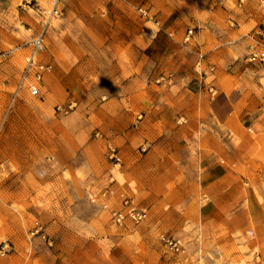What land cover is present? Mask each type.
Returning <instances> with one entry per match:
<instances>
[{
  "label": "rangeland",
  "instance_id": "1",
  "mask_svg": "<svg viewBox=\"0 0 264 264\" xmlns=\"http://www.w3.org/2000/svg\"><path fill=\"white\" fill-rule=\"evenodd\" d=\"M114 2L0 0V264H117L121 247L125 264H264V63L249 60L264 41L243 40L250 0ZM175 21L178 43L164 31ZM200 29L228 37L230 60L221 50L197 78L178 63ZM239 62L238 110L220 122L216 91H199ZM159 93L179 117L167 130L140 115Z\"/></svg>",
  "mask_w": 264,
  "mask_h": 264
},
{
  "label": "crops",
  "instance_id": "2",
  "mask_svg": "<svg viewBox=\"0 0 264 264\" xmlns=\"http://www.w3.org/2000/svg\"><path fill=\"white\" fill-rule=\"evenodd\" d=\"M117 11L123 6V2L133 3V0H114ZM251 5L245 7L244 16L249 17V20L246 24H250L251 20L255 21L254 28L256 31L248 36L243 38L244 41L252 38H256L258 40L264 41V0H250ZM168 17L164 19L166 21ZM247 20V19H246ZM178 22L175 21L172 25H168V27L164 30L168 37L178 43L176 39V35L179 34L177 31L175 34L176 24ZM205 30L200 29L197 34L193 37V41L190 43L181 42L180 46L182 47L181 53L182 57L180 58V62L178 63V68L180 70L191 71L190 75L192 77H199V73L196 70L197 65L206 62L207 65H210V61L214 56L219 55V52H222L223 60L228 63L230 60V56L224 52L225 45L228 43V37H223L222 39H207L205 35ZM163 35L161 32L156 33L150 41L144 46V49H152L158 45L162 39ZM217 41H220L223 46L222 48L218 45ZM218 45V46H217ZM206 50V54L203 57V50ZM191 53L188 55V53ZM170 54L168 53V49L165 48L163 50L159 49L158 59L162 61L164 58L167 60L170 58ZM248 67L247 63L239 62L234 64L229 71L223 72L220 75L216 76L213 85L206 84L204 88H202L199 93L205 94L209 93L212 89L216 91V94L210 97L207 101V108L211 111L213 116L220 122H226L230 119L233 114L238 110L237 103L235 102L236 93L238 90V86L242 83V81L247 78V72L244 68ZM250 66V65H249ZM167 65H162L160 68V74L164 73L167 69ZM252 68V65L250 66ZM212 68H216L217 73L220 70V65L216 67L212 66ZM47 69L54 80L64 89L70 90L72 89V85L75 82V78L70 71L61 66L58 62L50 63L47 65ZM207 80V76L204 77V81ZM213 86V87H212ZM198 92V91H197ZM168 95L159 93L154 98H149L148 101L141 104L140 109L143 113L142 123L151 124L154 126H160L162 130H167L176 124V119L179 120V117L176 114V108L168 102ZM247 103L252 108H257L260 105L259 99L253 95L250 98L246 99ZM141 123V121H140ZM122 241L118 242L119 245ZM122 256L124 259L131 256V253L125 248L121 247L120 250L114 255L115 262L117 264H125L120 263L119 257Z\"/></svg>",
  "mask_w": 264,
  "mask_h": 264
},
{
  "label": "built area",
  "instance_id": "3",
  "mask_svg": "<svg viewBox=\"0 0 264 264\" xmlns=\"http://www.w3.org/2000/svg\"><path fill=\"white\" fill-rule=\"evenodd\" d=\"M55 12H58V10H56ZM189 35H191L193 33V30L190 29L189 30ZM44 45V34L43 32L40 33L33 41H32V46H33V54L39 49L41 48L42 46ZM31 56L30 60H29V63H30V66H32L34 64V60H33V55ZM249 60L250 61H259V62H262L264 63V45L263 44H258L256 46L253 47V50L251 51L250 53V56H249ZM47 68V66H46ZM43 69V65L40 66V70ZM42 75V72L39 71L38 74H37V77L40 78ZM32 92L35 94V93H38L39 92V89L37 87H34L32 89ZM140 216H143V215H140ZM118 221L121 220V216H119L117 218ZM42 225H39L38 226V231L42 229Z\"/></svg>",
  "mask_w": 264,
  "mask_h": 264
}]
</instances>
